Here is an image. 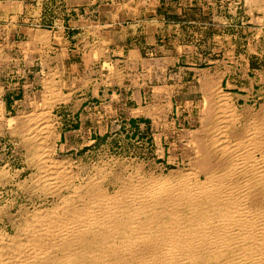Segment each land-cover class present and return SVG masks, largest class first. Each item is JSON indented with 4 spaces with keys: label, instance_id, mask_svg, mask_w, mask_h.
I'll list each match as a JSON object with an SVG mask.
<instances>
[{
    "label": "rangeland",
    "instance_id": "374dc122",
    "mask_svg": "<svg viewBox=\"0 0 264 264\" xmlns=\"http://www.w3.org/2000/svg\"><path fill=\"white\" fill-rule=\"evenodd\" d=\"M10 1L24 2L26 9L18 24L35 29L49 28L53 26V20L66 21L68 12L66 9L71 2V0H0V13L5 11L3 5ZM167 1L170 3L168 8L163 6L164 9H160V12L171 18L179 17L186 21L188 24L186 31L190 36L192 33H199L204 43H202L204 54L212 52L213 47L218 45H222V49L226 51L224 55L221 53L218 57L222 61L221 91L227 97L229 108L234 105L231 111L235 118L229 117L231 114L227 113L228 119L226 113L217 108V98L210 100L198 96L192 102L194 99L192 96L187 102L173 101L172 106L168 98L169 92L162 86L164 80L160 74L151 71V63H145L142 68L133 71V78L142 86L143 102L139 116L135 117L134 122L129 121L127 112H123L117 119L110 117L107 130L106 123L102 124L98 118L92 124L94 121L88 118L85 112L68 115V110L54 108L55 102L68 97L61 93V89H56L54 85L46 86L43 90L38 88L34 95L29 96L30 103L18 113L13 112L7 129L0 130V231L14 233L15 228L24 225V221L33 220L36 211H51L53 205L62 203L63 197L67 198L68 203L79 200L80 197L77 199L78 194L74 193L72 184L77 186L79 193H84L88 182L102 179V185L112 192L114 188H125L128 182L137 184L139 179H147L150 176L164 178L171 176L176 180L180 178L181 172L190 170L193 166L196 168L194 170L199 171L198 166H201V162L205 163L209 159L230 163L234 161L233 154L224 155L218 151L219 144L223 145L227 141L229 147L233 146L238 137L246 138L252 133V126L255 125L254 116L264 118V72H261L264 70V59L251 60L250 63L254 66L252 73L244 72L242 59L239 60L241 65L234 68V64L230 62L228 49H231L230 45L235 42H229L224 38L229 36L234 40L233 36H237L238 40L243 39L248 28L245 23L250 17L248 5L253 2ZM120 2L126 7L135 6L134 3L128 4L127 0ZM178 3H183L180 15L176 12ZM38 13L44 18L35 19ZM1 15L3 14H0V17ZM26 17H29L28 21L24 20ZM7 23L3 15L0 18V36L4 32L2 27ZM243 44L237 42V49H241ZM224 63L232 64L230 73L223 71ZM154 86H157L158 90L154 89ZM234 89L236 94L233 92ZM225 92L232 93L234 97L232 98L230 94L228 97V93L226 95ZM190 94L194 95V92ZM219 98L221 104V95ZM40 108L44 110L38 111ZM177 108L180 119L186 117L190 110L193 120L173 121L172 119H176L177 116ZM210 109L214 112L208 114ZM36 110L38 112L35 114ZM42 110L45 113H41ZM42 114H46L47 120ZM213 114L216 115L214 119ZM39 115L42 120L45 118L43 120L45 123L39 120ZM41 126H47L50 133L48 134L47 129ZM263 136L264 131L263 146L258 151L253 150L256 147L251 149L256 157L260 156L261 151L264 152ZM233 139L236 140L232 142ZM246 149L243 147L242 151L245 153ZM230 151L232 150L229 149ZM42 152L43 154H40ZM215 155L220 157L216 158ZM51 172L52 174H49ZM132 175L134 177H131ZM198 177L203 179L202 171L198 172ZM194 180L190 178V181ZM244 181H248L246 173H243L240 184Z\"/></svg>",
    "mask_w": 264,
    "mask_h": 264
},
{
    "label": "bare ground",
    "instance_id": "6f19581e",
    "mask_svg": "<svg viewBox=\"0 0 264 264\" xmlns=\"http://www.w3.org/2000/svg\"><path fill=\"white\" fill-rule=\"evenodd\" d=\"M221 98L217 108L234 116V105L229 108L224 93ZM259 117L246 138L233 139L231 147L227 141L217 145L234 161L201 162L203 179L193 166L176 180L150 176L112 192L102 179L88 182L84 193L72 184L79 200L68 203L63 197L14 233L0 231V264H264V152L259 157L254 152L263 146ZM243 173L248 181L240 184Z\"/></svg>",
    "mask_w": 264,
    "mask_h": 264
},
{
    "label": "crops",
    "instance_id": "0c3cea01",
    "mask_svg": "<svg viewBox=\"0 0 264 264\" xmlns=\"http://www.w3.org/2000/svg\"><path fill=\"white\" fill-rule=\"evenodd\" d=\"M127 1L135 6L126 7L120 0H71L66 21L53 20V26L44 29L18 24L26 9L23 1L3 5L5 11L0 14L8 23L0 36L1 131L7 129L13 112L30 103L28 98L36 89L49 85L68 96L54 104V108L68 110V115L85 112L92 124L96 118L106 123V130L110 117L117 119L123 112L134 122L143 97L133 71L145 63H151V71L164 80L162 86L168 90L172 106L173 101L187 102L192 96V102L198 96L218 100L222 92V61L218 57L226 52L222 45L204 54L199 33L190 36L186 21L160 12L163 6L168 8L167 0ZM246 1L253 2L247 9L250 17L245 23L246 35L240 40L237 36L234 40L224 38L235 42L228 49L234 68L242 59L244 72L252 73L251 60L264 59V0ZM182 4H176L179 15ZM43 18L41 13L35 17ZM237 42L244 43L239 50ZM232 64L224 63L223 71L230 73ZM153 88L158 90L157 86ZM178 114L177 108L173 121L193 120L190 110L183 119Z\"/></svg>",
    "mask_w": 264,
    "mask_h": 264
}]
</instances>
